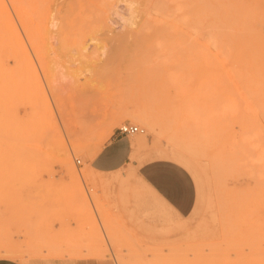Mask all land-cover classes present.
Returning <instances> with one entry per match:
<instances>
[{
	"label": "rangeland",
	"instance_id": "rangeland-1",
	"mask_svg": "<svg viewBox=\"0 0 264 264\" xmlns=\"http://www.w3.org/2000/svg\"><path fill=\"white\" fill-rule=\"evenodd\" d=\"M136 1L129 27L125 0H39L47 16L63 3L44 64L26 38L16 45L0 25V256L264 264V0H195V60L174 34L132 44L134 33L164 24L155 6L170 4ZM137 108L156 129L131 116ZM125 122L145 128L130 136L147 156L189 158L197 185L189 216L174 215L134 168L89 170L93 150Z\"/></svg>",
	"mask_w": 264,
	"mask_h": 264
},
{
	"label": "bare ground",
	"instance_id": "bare-ground-1",
	"mask_svg": "<svg viewBox=\"0 0 264 264\" xmlns=\"http://www.w3.org/2000/svg\"><path fill=\"white\" fill-rule=\"evenodd\" d=\"M8 1L10 2L11 6L10 4H8ZM125 1L129 10L128 15L125 17V20L129 27H133L136 24L137 22L136 18L138 17V11H139L138 1L136 0H125ZM57 4L60 5L61 1L57 2ZM57 4H55L53 10L50 11V15L47 16L45 15V12L43 13L42 11H40L39 0H0V25L2 31L1 33L5 35L9 41H11L16 45L24 44L25 43L24 38H26V40L30 42V44L33 46L37 62H39L40 64L41 63L44 64L43 60L46 58L44 55L46 53V49L50 51V49L52 48L47 45L48 40L50 39L49 37L46 36L47 30H51L52 32H54L55 28H58V31L61 32V26H60L61 16L59 14L62 12L63 8L62 6L61 7L57 6ZM69 6L70 5L68 4L65 6L66 10L69 8ZM159 6L161 5H157L155 6V8L165 12L164 24L163 25L162 23L161 25L155 24L154 26H152L151 28L152 30L149 33L147 32L143 33L141 30L140 32L134 33L135 42L132 44L139 45V43L150 42L148 38H150L151 41H154L155 39H157L158 41L162 38H168L174 34L176 37L173 38V43H175L176 47H178L180 51L187 50L188 51L187 58H189V60H195V38L193 40L191 39L195 31V0H170L169 5H166L162 8ZM145 12L150 14L149 11L145 10ZM86 42H88V40ZM86 42L81 45L79 51L88 48ZM26 44L29 45L28 43ZM126 47L127 46L125 44L118 45L116 43H113V45H111V48H113V50H119L121 53H123ZM228 51L229 50H227V52ZM82 56L85 57V54L83 52H82ZM85 61L88 64H90L92 58L86 57ZM87 63L85 64L87 65ZM32 68H33V64H32ZM96 71L97 70L95 69V72ZM37 80H38L37 85L39 87L40 80L39 79ZM130 114L137 121L143 123L149 128L156 129L158 126L156 120L150 115V113L145 108L134 109L130 111ZM167 138L169 139V137ZM102 146L103 145H101L100 143L98 145V148L96 150H93L94 155L102 148ZM189 146L191 148V142H188L187 148ZM75 147L78 149L80 147V144H75ZM182 155L181 153L175 154L171 159L180 162L187 168L190 165V161L188 160L189 158L187 157L188 158L187 159L185 158L184 155L183 156ZM66 171H68L69 173L76 174V169L72 162H67ZM79 192H81V190Z\"/></svg>",
	"mask_w": 264,
	"mask_h": 264
},
{
	"label": "crops",
	"instance_id": "crops-1",
	"mask_svg": "<svg viewBox=\"0 0 264 264\" xmlns=\"http://www.w3.org/2000/svg\"><path fill=\"white\" fill-rule=\"evenodd\" d=\"M130 135L114 133L97 154L88 159L89 170L111 176L134 168L139 180L179 218L189 216L197 203L196 181L188 168L169 157H149ZM79 264H104L81 259ZM21 258L0 256V264H24Z\"/></svg>",
	"mask_w": 264,
	"mask_h": 264
},
{
	"label": "built area",
	"instance_id": "built-area-1",
	"mask_svg": "<svg viewBox=\"0 0 264 264\" xmlns=\"http://www.w3.org/2000/svg\"><path fill=\"white\" fill-rule=\"evenodd\" d=\"M118 131L121 135H132L135 133H143L145 128L133 122H125L119 126ZM77 163L81 164V159H77Z\"/></svg>",
	"mask_w": 264,
	"mask_h": 264
}]
</instances>
